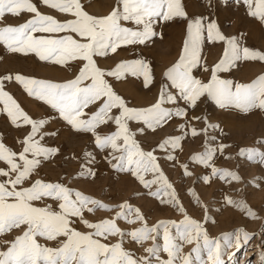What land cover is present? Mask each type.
I'll return each instance as SVG.
<instances>
[{
	"label": "snow or ice",
	"instance_id": "snow-or-ice-1",
	"mask_svg": "<svg viewBox=\"0 0 264 264\" xmlns=\"http://www.w3.org/2000/svg\"><path fill=\"white\" fill-rule=\"evenodd\" d=\"M240 9L264 26V0H113L103 13L88 10L87 0H0V44L7 53L34 54L38 62L69 73L59 79L11 69L0 73V113L14 129H26L15 138V149L0 132V264H253L237 260L250 245L255 264H264V228L258 242L257 232L243 225L210 234L208 225L217 223L211 201L187 187L202 212L192 215L169 174L179 168L181 179L191 178L195 167L203 166L210 169L198 177L204 185L235 182L241 185L236 191L243 192L240 165L217 166L216 160L239 157L264 168V132L231 153L234 145L221 122L199 111L212 102L227 112L264 114V71L249 80L221 75L244 61L264 62V51L246 44V32L226 31L229 17ZM23 13L28 14L23 22H6L8 15ZM176 24L184 29L182 45L159 80L144 55L104 63L119 57L122 47L162 40L163 29ZM206 43L223 46L211 65L203 56ZM130 79L143 90L155 89L152 98L134 103L120 89ZM13 82L48 113L26 111L6 90ZM50 122L87 137L79 152L63 156L77 162L74 174L56 179L40 171L61 154L60 146L45 142L61 130H46ZM199 138L201 150L181 160L185 143ZM104 167L140 187L116 200L79 186L95 185ZM256 181L264 176L249 181L259 188ZM132 199L155 200L177 215L152 221ZM221 199L264 224V216L242 197L222 193ZM133 244L139 251L128 246Z\"/></svg>",
	"mask_w": 264,
	"mask_h": 264
},
{
	"label": "rangeland",
	"instance_id": "rangeland-1",
	"mask_svg": "<svg viewBox=\"0 0 264 264\" xmlns=\"http://www.w3.org/2000/svg\"><path fill=\"white\" fill-rule=\"evenodd\" d=\"M34 2L38 3V0H34ZM87 2L88 10H93L91 12H94V9L98 8L101 12H106L109 6L113 3V0H87ZM42 10L46 12L49 11V9L46 8H42ZM53 14H55L54 10ZM27 18L28 14L26 13L21 14L19 17L8 15L6 22L19 23L23 22V20ZM229 20L232 21V23L226 29L227 32H246V44L250 47L264 51V26L260 25L257 20L247 17L243 9H240L235 15L230 16ZM163 31L164 37L162 40L155 38L154 43L148 47L143 45H131L132 47L127 46V48H125L128 51L122 47L119 50L118 58H110L104 61V63L111 65L115 59H132L137 55H144L152 60L157 75V80H159L162 70L177 58L184 37L183 26L179 24L168 25L163 29ZM222 47L223 46L220 43L211 45L207 43L205 44L203 48V56L206 57L209 65L214 63L219 58L222 53ZM130 55H132V57H128ZM5 69L20 70L24 73L36 74L42 77L57 79L69 76V73L60 66L49 67L43 63H40L37 61V58L34 56V54L25 56L23 54L13 55L7 53L4 46L0 44V73H2ZM48 71L52 73L54 72L53 74L56 75L58 74L57 77L50 76ZM261 71H264V62H260L258 60L244 61L239 63L238 70H234L230 73H222L221 75L231 76L232 78L240 80H249ZM197 74L200 75V73ZM127 83L134 89L143 90L137 86L138 82L132 79H130ZM120 89L124 93V89ZM6 90L10 91L14 98H16L21 106L30 114L36 115L38 113H48L49 110L47 109V106H45L42 102L29 97L24 92L22 87L15 82L7 85ZM143 91L153 95L155 89H152V91ZM199 111L209 114L213 121L221 122L222 126L229 133L227 141L234 145L232 148L228 149V152L231 153L237 152L240 146L252 145L257 136L264 132V114H261L258 111L250 115H245L238 112H227L218 109L212 102L201 104ZM133 126H135V124ZM55 128L61 129L58 135L56 137H46L45 142L49 146H60L61 154H58L56 157H54L50 163H46L40 170L41 175L49 179L59 178L60 176L65 175V173L74 174V170L78 168L77 162L65 161L63 156L68 155L70 150L73 149L79 152V150L83 147L84 140L87 139V137H78L74 135L71 129L62 128L61 124L58 122H50L49 125L46 126V130L49 131L54 130ZM21 131H26V129H14L9 123L6 114L0 113V132L4 134V142L8 146L13 147L14 149L18 147L15 138L20 135ZM202 142V138L187 141L185 143V149H187V151L180 154V159H186L187 156L190 155L194 150H201ZM216 164L217 166L229 168H236L237 165H240L239 170L245 178V187L243 192L236 191V189L240 188L241 185L235 182L232 184H226L216 179L211 183L210 186L204 185L202 181L198 180V177L199 175L210 171V169H206L203 166H196L194 171L197 175L191 178L181 179V170L179 168H177L175 172L170 171L169 174L172 179L176 181L183 201L185 202L186 206H188L189 212L194 216L200 217L202 216V212L192 203V198L187 193L186 188L189 186H194L200 194L201 192H205L204 196L201 194L202 198H204L206 201H211L209 211L213 216H215L217 220L215 225H208L210 234L216 235L220 231L231 230L236 226L243 225L248 230L257 232L258 236L255 242H258L259 235L261 229L264 228V224H262L260 220H252L248 218L241 208L224 205L221 196L222 193H228L234 198L242 197L250 206L257 210L260 215L264 216V181H256L261 185L259 188H256L252 183H249V181H252L254 177L264 176V168H262L257 163L247 162L244 160V158L239 157L225 159L223 156H221L216 160ZM102 171L105 174L97 179L95 185H85L84 183L80 182L79 186L86 188L87 190L98 195L103 193L104 198L106 199L112 198L116 200L126 197L132 189L140 187L129 177L120 176L117 179V177L113 173L109 172L106 167L102 168ZM193 180H197L195 185L192 184ZM65 182H67V180ZM253 193H256V195L259 197L257 201L253 199ZM131 202L142 206L145 212L152 217V221H154L156 218L177 215L170 208L158 206V203L155 200L150 199L148 201H143L139 199H132ZM149 206L151 207V211L149 210ZM216 208H220V211H216ZM211 230L214 231L211 232ZM128 246L134 247L139 251L138 246L134 244ZM244 259L251 260L253 264H255V262L258 260L253 246L250 245L246 250L241 249L237 253V260Z\"/></svg>",
	"mask_w": 264,
	"mask_h": 264
},
{
	"label": "bare ground",
	"instance_id": "bare-ground-1",
	"mask_svg": "<svg viewBox=\"0 0 264 264\" xmlns=\"http://www.w3.org/2000/svg\"><path fill=\"white\" fill-rule=\"evenodd\" d=\"M97 6V5H96ZM99 6V5H98ZM97 8V7H96ZM92 9V8H91ZM91 11H93V10H91ZM94 12H96V13H103V12H101L100 10H99V8L98 9H94ZM132 47V46H131ZM125 48V47H124ZM127 48V47H126ZM125 48V49H126ZM132 49H134V48H132ZM127 50V49H126ZM129 50H130V48H129ZM128 51V50H127ZM131 51V50H130ZM133 53V52H132ZM126 54V53H125ZM139 54V53H138ZM133 55V54H132ZM132 55H130V56H128V57H132ZM114 58V57H113ZM116 58H118V57H116ZM49 72V71H48ZM54 73V72H53ZM52 72H49V74H50V76H52V77H57V75L56 74H53ZM120 88H122V89H124V94L126 95V96H128V97H131V98H133V102L134 103H137V104H142V103H145L146 101H148V100H150L151 98H152V94H148V93H146V92H144L143 90H137V89H134V88H132V87H130L129 86V84L128 83H124V84H121L120 85ZM187 151V149H185L184 150V152H186ZM204 193L205 192H201V194L204 196ZM201 195V196H202ZM253 195V199L254 200H258L259 199V197L256 195V193H253L252 194ZM204 199V198H203ZM214 230H211V232H213Z\"/></svg>",
	"mask_w": 264,
	"mask_h": 264
}]
</instances>
